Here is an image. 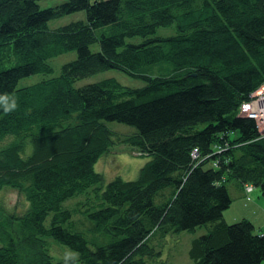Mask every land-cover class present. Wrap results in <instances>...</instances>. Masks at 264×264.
Returning a JSON list of instances; mask_svg holds the SVG:
<instances>
[{
	"label": "trees",
	"instance_id": "obj_1",
	"mask_svg": "<svg viewBox=\"0 0 264 264\" xmlns=\"http://www.w3.org/2000/svg\"><path fill=\"white\" fill-rule=\"evenodd\" d=\"M39 1L0 0V141L13 136L0 148V191L21 195L10 210L0 201V264H152L155 236L204 225L189 264H263L264 233L223 212L231 183L264 193V133L239 112L264 86V0ZM69 51L51 75L48 60ZM108 69L142 85L76 83ZM36 73L49 76L19 85ZM119 144L148 160L136 178L104 183L94 165ZM50 237L77 255L53 256Z\"/></svg>",
	"mask_w": 264,
	"mask_h": 264
},
{
	"label": "rangeland",
	"instance_id": "obj_2",
	"mask_svg": "<svg viewBox=\"0 0 264 264\" xmlns=\"http://www.w3.org/2000/svg\"><path fill=\"white\" fill-rule=\"evenodd\" d=\"M63 0H52V2L57 3ZM50 3L49 0H40L39 4L41 7L48 6ZM81 15H84V11L74 12L60 18L51 19L48 22L50 27H55L57 25H62L67 23L70 19L78 18ZM169 27H159L156 31V34H169L173 30ZM140 39L139 37H134V40ZM97 46V45H96ZM94 47V46H93ZM76 57L75 51H69L62 54H59L48 62L53 67V73L51 75H58L60 72L61 65L64 62L72 60ZM49 76V74L36 73L27 77L22 78L19 81V85L29 84L35 81H39L44 77ZM106 77H115L121 83L128 86H141L142 81L138 78L127 75L126 73L118 69H108L101 72H98L92 76L79 79L76 83L81 85L88 83V81H94L98 79H103ZM83 83V84H82ZM264 88V86L262 87ZM109 126L119 132L128 134L133 132L132 129H135L132 126L125 125L116 121H108ZM132 128V129H131ZM13 140V136H6L2 141H0V148L10 143ZM137 149L132 147L119 144L113 146L109 152L104 153L100 156L97 162L94 165V169L102 174L104 183H107L111 178L115 176H120L123 179H134L138 176L141 166L148 160L146 155L138 153ZM238 183H231L230 189L231 193L235 198L232 199V202L228 208L223 212V217L226 219L227 223H232L240 219H248L252 223H256L258 227L259 223L264 222V193L259 187L254 186V190L245 194L242 187ZM237 192H242L240 196H237ZM85 196L81 195L73 199L67 200L65 202L66 206H74L77 200H84ZM0 201L3 203L4 207L8 210L12 209L13 204L17 205L21 202V195L12 189L0 191ZM19 209V207H17ZM77 221V226L85 231L89 237H96L98 240L101 239L100 234L93 229V224L87 222V220L80 214L74 216ZM47 224L48 222L45 221ZM207 232V226H200L195 229V231L184 230L178 234H166L164 237H156L153 239L156 250L160 251L159 260L152 261V264H189L190 258L188 256V249L190 246V241L199 235H202ZM86 237V236H85ZM46 241L49 245L50 253L59 258L62 256L68 257L71 254L77 255V252L71 250L65 245L60 244L53 238H46Z\"/></svg>",
	"mask_w": 264,
	"mask_h": 264
},
{
	"label": "built area",
	"instance_id": "obj_3",
	"mask_svg": "<svg viewBox=\"0 0 264 264\" xmlns=\"http://www.w3.org/2000/svg\"><path fill=\"white\" fill-rule=\"evenodd\" d=\"M262 87L251 93L250 99L241 105L239 112L255 118L260 132L264 133V88Z\"/></svg>",
	"mask_w": 264,
	"mask_h": 264
},
{
	"label": "crops",
	"instance_id": "obj_4",
	"mask_svg": "<svg viewBox=\"0 0 264 264\" xmlns=\"http://www.w3.org/2000/svg\"><path fill=\"white\" fill-rule=\"evenodd\" d=\"M241 194H242V192H240V193L237 192V196H240ZM232 197L235 198V196H233V195H232ZM257 228H258V230H259L258 232L264 233V222H263L262 224L259 223V225H258ZM263 264H264V263H263Z\"/></svg>",
	"mask_w": 264,
	"mask_h": 264
},
{
	"label": "clouds",
	"instance_id": "obj_5",
	"mask_svg": "<svg viewBox=\"0 0 264 264\" xmlns=\"http://www.w3.org/2000/svg\"><path fill=\"white\" fill-rule=\"evenodd\" d=\"M0 99H4V97H0ZM14 107H15L14 103H12L10 105H6L5 108H4V111L5 112H10Z\"/></svg>",
	"mask_w": 264,
	"mask_h": 264
}]
</instances>
